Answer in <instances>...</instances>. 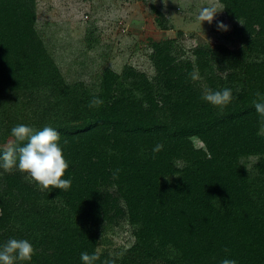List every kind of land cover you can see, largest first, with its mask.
<instances>
[{"label":"trees","instance_id":"obj_1","mask_svg":"<svg viewBox=\"0 0 264 264\" xmlns=\"http://www.w3.org/2000/svg\"><path fill=\"white\" fill-rule=\"evenodd\" d=\"M219 3L231 26L218 43L151 41L152 77L106 68L92 93L67 83L47 51L37 0H0V154L13 127H52L71 180L39 191L0 168V246L28 240L27 264H82L84 252L95 264H264V116L254 107L264 102V0ZM224 88L233 98L222 109L202 99ZM94 97L103 104L90 108ZM124 222L133 243L117 261L101 258L104 230Z\"/></svg>","mask_w":264,"mask_h":264},{"label":"rangeland","instance_id":"obj_2","mask_svg":"<svg viewBox=\"0 0 264 264\" xmlns=\"http://www.w3.org/2000/svg\"><path fill=\"white\" fill-rule=\"evenodd\" d=\"M217 0H37L36 30L67 83L82 82L95 93L106 68L120 73L130 65L148 77L154 75L150 63L151 41L175 40L186 51L219 42L218 28L197 19L199 10ZM155 7L167 20L161 30L151 11ZM213 21L227 29L231 21L222 18V9ZM212 21V22H213ZM200 87L205 90L203 83ZM189 87L181 89L189 91ZM264 134V131L262 132ZM12 141L8 139L7 144ZM195 147L201 144L194 140ZM255 158L245 162L252 172ZM255 175V172H252ZM133 243L130 227L124 222L104 230L99 247L101 258L117 261L121 249Z\"/></svg>","mask_w":264,"mask_h":264},{"label":"clouds","instance_id":"obj_3","mask_svg":"<svg viewBox=\"0 0 264 264\" xmlns=\"http://www.w3.org/2000/svg\"><path fill=\"white\" fill-rule=\"evenodd\" d=\"M223 4L219 0L215 4L202 7L197 15L200 22L212 23L215 15L223 9ZM217 28L227 31V26L222 22L217 24ZM195 60V57H193ZM193 80L200 79L198 70L191 74ZM226 78V77H225ZM259 95V94H258ZM233 98L232 90L224 88L213 91L206 89L202 99L209 104L223 108L227 106ZM103 100L94 97L89 107H99ZM255 110L264 116V102H254ZM13 140L10 141L2 154H0V168L4 172L11 173L14 169L24 175V179L29 183H35L39 191L48 190L50 187L67 191L71 187L70 179H62L68 163L63 157L60 147V134L52 127H44L43 130H34L32 127L20 124L11 129ZM163 149L162 144H157L153 148V153H158ZM3 214L0 209V215ZM227 251V250H225ZM34 254L32 244L25 239H9L6 244L0 246V264H27ZM82 264H95L99 256L95 253H81ZM221 264H237L233 259H223Z\"/></svg>","mask_w":264,"mask_h":264}]
</instances>
